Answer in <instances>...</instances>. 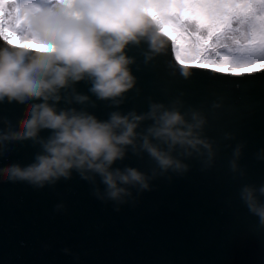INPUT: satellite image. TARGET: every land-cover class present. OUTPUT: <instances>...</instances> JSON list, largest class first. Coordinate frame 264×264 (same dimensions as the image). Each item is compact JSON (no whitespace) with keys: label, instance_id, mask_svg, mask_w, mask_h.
Masks as SVG:
<instances>
[{"label":"water","instance_id":"1","mask_svg":"<svg viewBox=\"0 0 264 264\" xmlns=\"http://www.w3.org/2000/svg\"><path fill=\"white\" fill-rule=\"evenodd\" d=\"M0 47H7L3 40ZM126 52L135 58L137 83L120 105L97 100L89 82L81 81L76 91L90 100L81 105L62 99L59 107L85 108L107 119L114 110L147 112L152 101L178 102L182 110H198L205 118L203 134L214 155L186 158V172L158 175L151 190L134 192V200L119 211L98 199L94 185L75 172L43 188L0 178V264H264V227L240 198L243 185L264 184V67L221 73L181 66L172 40L159 52L144 41ZM25 107L0 102V130L5 118L15 128ZM48 135L49 130L41 132ZM38 150L30 140L7 143L0 167L28 164ZM126 165L150 173L154 162L129 150L116 166Z\"/></svg>","mask_w":264,"mask_h":264},{"label":"clouds","instance_id":"2","mask_svg":"<svg viewBox=\"0 0 264 264\" xmlns=\"http://www.w3.org/2000/svg\"><path fill=\"white\" fill-rule=\"evenodd\" d=\"M199 2L0 0V22L6 21L10 29L0 39L7 45L0 47V102L26 104L15 128L5 118L0 151L14 141L30 140L39 146L30 163L0 167V178L43 188L70 179L75 172L94 185L98 199L112 202L119 211L120 205L134 200V192L151 190L158 175L186 172V158L211 159L213 145L203 134L205 118L198 110H182L178 102L169 106L152 101L147 112L114 110L107 119L85 108L59 107L62 99L81 105L90 100L76 91L81 81L89 82V92L97 100L120 105L137 83L131 68L135 58L126 52L130 44L144 41L159 52L186 20L209 33L218 30L219 14L211 3L189 13ZM239 4L251 21V31L238 32L236 38L264 43V4ZM145 121L151 123L142 129ZM43 130L49 135L41 136ZM129 150L147 154L154 162L150 173L136 166H116ZM240 151L239 146L234 150L233 171L238 170ZM240 198L264 227V184L243 185Z\"/></svg>","mask_w":264,"mask_h":264},{"label":"snow or ice","instance_id":"3","mask_svg":"<svg viewBox=\"0 0 264 264\" xmlns=\"http://www.w3.org/2000/svg\"><path fill=\"white\" fill-rule=\"evenodd\" d=\"M210 6L219 14L218 30L209 33L208 28L197 27L193 20L181 22L180 32L184 39H172L175 61L181 66L186 61L199 62V67H216L221 73L228 72L229 69H242L244 73L256 71L245 65L264 61V43L241 42L236 38L238 32L247 34L251 31V21L243 15L241 5L234 0H215ZM194 27H197L195 33L192 30ZM9 30L6 21L0 22V39L3 38L4 31Z\"/></svg>","mask_w":264,"mask_h":264},{"label":"rangeland","instance_id":"4","mask_svg":"<svg viewBox=\"0 0 264 264\" xmlns=\"http://www.w3.org/2000/svg\"><path fill=\"white\" fill-rule=\"evenodd\" d=\"M213 2H215V0L211 1V3H213ZM234 2L240 3L242 1L241 0H234ZM206 6H208V4L204 5L201 2H199V4H197L193 8L188 9V11H189V13H194V12L199 11L201 8L206 7ZM174 36L177 37L179 40H183L184 39L183 34L180 31L175 32ZM185 64L199 65V62L186 61ZM245 67H247V68H255L256 70H258V69H261V68L264 67V61H259V62H256V63L252 64V65H247ZM213 68H216V67H213ZM229 71L230 72H242V70H239V69H237V70L229 69Z\"/></svg>","mask_w":264,"mask_h":264},{"label":"trees","instance_id":"5","mask_svg":"<svg viewBox=\"0 0 264 264\" xmlns=\"http://www.w3.org/2000/svg\"><path fill=\"white\" fill-rule=\"evenodd\" d=\"M212 0H200V2L204 5H207L209 3H211ZM243 3H248V4H256V5H260V4H264V0H241ZM247 66V65H245Z\"/></svg>","mask_w":264,"mask_h":264}]
</instances>
